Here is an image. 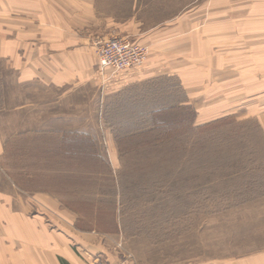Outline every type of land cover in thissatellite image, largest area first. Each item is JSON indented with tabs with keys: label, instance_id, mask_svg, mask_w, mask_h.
I'll return each mask as SVG.
<instances>
[{
	"label": "rangeland",
	"instance_id": "1",
	"mask_svg": "<svg viewBox=\"0 0 264 264\" xmlns=\"http://www.w3.org/2000/svg\"><path fill=\"white\" fill-rule=\"evenodd\" d=\"M16 1L0 0V10L13 11ZM244 1L245 13H256L246 25L259 29L260 40L227 51L232 61L238 53L240 64L214 66L219 81L211 82L209 67L193 108L182 105L132 127L130 106L187 100L183 87L164 78L134 86L147 57L109 79L97 61L84 98L68 102L85 105L80 117L96 128L93 149L73 160L45 136L7 146L6 171L29 200L66 219L72 233L95 235L119 264H194L264 252V0Z\"/></svg>",
	"mask_w": 264,
	"mask_h": 264
},
{
	"label": "crops",
	"instance_id": "2",
	"mask_svg": "<svg viewBox=\"0 0 264 264\" xmlns=\"http://www.w3.org/2000/svg\"><path fill=\"white\" fill-rule=\"evenodd\" d=\"M245 6L244 0H17L13 11L0 10V264H90L89 254L106 256L95 235L72 233L66 219L44 214L5 167L13 141L56 139L73 160L96 146V128L80 117L85 105L68 103L84 98L92 84L94 39L114 35L147 47V66L134 86L164 78L183 87L187 100L130 106L129 125L144 127L174 108H193L209 67L215 82L214 66L240 64L238 53L232 61L227 51L244 50L260 35L246 25L256 13ZM194 264H264V252Z\"/></svg>",
	"mask_w": 264,
	"mask_h": 264
},
{
	"label": "built area",
	"instance_id": "3",
	"mask_svg": "<svg viewBox=\"0 0 264 264\" xmlns=\"http://www.w3.org/2000/svg\"><path fill=\"white\" fill-rule=\"evenodd\" d=\"M93 46L98 61V72L107 79L143 64L148 53L146 46L119 36L99 40L93 43ZM107 68L110 69L109 74ZM89 255L90 264H109L100 254Z\"/></svg>",
	"mask_w": 264,
	"mask_h": 264
}]
</instances>
